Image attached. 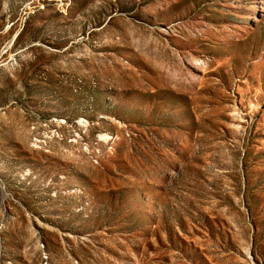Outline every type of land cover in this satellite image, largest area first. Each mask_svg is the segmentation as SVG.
<instances>
[{
	"label": "rangeland",
	"instance_id": "rangeland-1",
	"mask_svg": "<svg viewBox=\"0 0 264 264\" xmlns=\"http://www.w3.org/2000/svg\"><path fill=\"white\" fill-rule=\"evenodd\" d=\"M0 264H264V0H0Z\"/></svg>",
	"mask_w": 264,
	"mask_h": 264
}]
</instances>
